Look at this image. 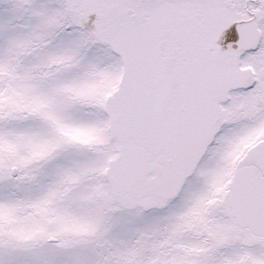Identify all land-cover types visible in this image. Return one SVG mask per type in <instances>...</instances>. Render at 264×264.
<instances>
[{"label":"snow or ice","instance_id":"snow-or-ice-1","mask_svg":"<svg viewBox=\"0 0 264 264\" xmlns=\"http://www.w3.org/2000/svg\"><path fill=\"white\" fill-rule=\"evenodd\" d=\"M0 264H264V0H0Z\"/></svg>","mask_w":264,"mask_h":264}]
</instances>
